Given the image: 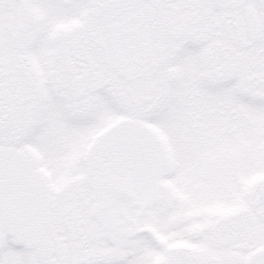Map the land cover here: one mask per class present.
<instances>
[{"label": "snow or ice", "instance_id": "6c2138e0", "mask_svg": "<svg viewBox=\"0 0 264 264\" xmlns=\"http://www.w3.org/2000/svg\"><path fill=\"white\" fill-rule=\"evenodd\" d=\"M0 264H264V0H0Z\"/></svg>", "mask_w": 264, "mask_h": 264}]
</instances>
